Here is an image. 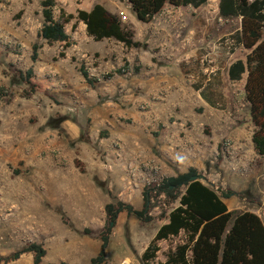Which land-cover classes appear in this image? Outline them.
Returning a JSON list of instances; mask_svg holds the SVG:
<instances>
[{
    "label": "rangeland",
    "instance_id": "obj_1",
    "mask_svg": "<svg viewBox=\"0 0 264 264\" xmlns=\"http://www.w3.org/2000/svg\"><path fill=\"white\" fill-rule=\"evenodd\" d=\"M43 1L0 0V264H18L13 255L30 244L46 250L42 264H91L101 251L106 206L120 201L143 210L149 191L153 220L119 214L106 250V264H143L179 205L157 190L189 170L187 162L171 164L176 147L198 154L202 143L214 144L199 166L203 182L219 195L232 191L230 211L264 222V159L254 155L248 75L237 83L228 75L249 54L234 39L241 19H222L220 0L199 9L168 6L149 25L137 22L124 0H56L55 19L73 41L66 50L40 38ZM96 3L116 13L142 46L96 42L84 23L62 18ZM193 41L202 73L190 65L186 75L181 65ZM205 81L204 94L215 100L210 113L194 89ZM211 85L220 88L217 99ZM195 127L201 143L188 136ZM184 242V235L162 242L156 263ZM22 256L33 264V254Z\"/></svg>",
    "mask_w": 264,
    "mask_h": 264
},
{
    "label": "trees",
    "instance_id": "obj_2",
    "mask_svg": "<svg viewBox=\"0 0 264 264\" xmlns=\"http://www.w3.org/2000/svg\"><path fill=\"white\" fill-rule=\"evenodd\" d=\"M127 1L138 21L144 24L151 23L168 6L199 9L209 3V0ZM41 7L44 25L40 38L49 44H62L66 50L69 49L73 41L64 24L55 19L57 1L44 0ZM219 12L224 20L241 19L240 30L234 39L249 54L246 60L235 62L229 68L228 75L232 82L242 81L244 75H248L245 101L255 127L252 142L257 155L264 158V0L253 3L250 0H220ZM62 18L66 24L72 20L84 23L88 36L96 42L115 40L128 49L142 46L134 40V34L123 27L119 17L111 14L102 4L95 5L91 11L80 10L77 16H67L62 12ZM28 77H31V73ZM84 77L89 78L85 71ZM193 177H198V180L193 181ZM157 191L159 196H165L170 203L179 205L169 213L167 223L159 229L143 253V264H157L160 244L181 235L185 236V242L171 250L164 263L158 264H264V222L252 212L230 211L226 201L231 198L232 191L219 195L212 186L203 182L195 168L164 180ZM144 200L143 210H136L120 201L106 206L108 223L100 235L101 251L91 264L107 263L106 250L114 228L112 223H117L119 214L127 212L143 223L153 220L150 216L149 191L144 193ZM24 254H33L34 264H42L47 252L40 245L30 244L13 255L12 259L18 260Z\"/></svg>",
    "mask_w": 264,
    "mask_h": 264
},
{
    "label": "crops",
    "instance_id": "obj_3",
    "mask_svg": "<svg viewBox=\"0 0 264 264\" xmlns=\"http://www.w3.org/2000/svg\"><path fill=\"white\" fill-rule=\"evenodd\" d=\"M125 2H127V4H128V6H129V9H131L132 10V8H131V5L128 3V1L127 0H124ZM97 4H102V3H96V4H94V5H92V6H90V7H88V9H85V11H91L94 7H95V5H97ZM103 6H105L104 4H102ZM106 7V6H105ZM107 8V7H106ZM173 8V7H172ZM82 10H84V9H82ZM107 10L111 13V14H113V15H116L117 16V14L116 13H114V12H111L108 8H107ZM133 11V10H132ZM121 14L122 15H125L124 14V12L121 10ZM118 17V16H117ZM126 20H124L125 21V23L127 22V21H130V19H128V17L126 16ZM135 19H136V21L137 22H139L138 21V19H137V17H136V15H135ZM193 19V24H194V26L195 25H197L198 24V22H197V20H199V17H194V18H192ZM141 23V22H140ZM150 23H147V24H144V25H149ZM86 26V25H85ZM87 28V27H86ZM191 30H193V29H191ZM191 33H193V31L191 32ZM141 44V43H140ZM198 47V45H197V42L196 41H193V43L190 45V48L188 49V54L186 55V58H187V62H183L182 63V65H181V69H182V71H183V68H185V67H189L190 65H195L196 66V70H195V73L196 74H201L202 73V71H200V65L201 64H199V63H203V60H199V57H197V56H195V51L197 50L196 48ZM237 62V61H236ZM234 64V63H233ZM232 64V65H233ZM232 65H230V67L232 66ZM183 73L184 74H186L184 71H183ZM187 75V74H186ZM244 80H246V77L244 76ZM239 82H241V81H239ZM233 83H237V82H233ZM208 87V83H207V81H205L204 82V84L203 85H201V86H197L196 88L194 87V89H195V91L197 92V94H198V98L201 100V104L202 105H204V106H206L205 107V112L207 113V112H211V108H212V106H214V101L215 100H211V98L209 97V96H207V95H205L204 94V90L206 89ZM210 90L214 93L213 95H212V98L213 99H217V95H219L220 93H218V94H216V91H218V90H220V88L218 89V87H216V86H213V85H211L210 86ZM207 107L208 108H210V109H207ZM198 113H203V112H201V111H198ZM175 130V133H174V131L172 130V132L174 133V138H179V132L177 131V129H174ZM187 135V134H186ZM188 136L191 138V139H195V141H197V142H199V143H201V141H203V139H201V135L199 134V130L195 127L192 131H189L188 132ZM146 138H148L147 136H146ZM213 143V142H212ZM154 144L156 145V146H158L157 145V143L156 142H154ZM214 145V144H213ZM213 145H211V148H212V146ZM210 148V146H209V144H206V143H202V152H199L198 154L196 153V152H194V151H191L190 149H188V150H183L181 147H176V148H174V151L172 152V153H170V158L172 159V160H174L171 164L173 165H175V164H179V162H181V163H189L190 165H189V168L188 169H191V168H195V169H197V170H199L200 172L202 171L201 170V168H199V166L200 165H205V164H203L204 163V158H206V156H207V153L208 152H212V150L213 149H211ZM253 148H254V145H253ZM151 149H152V151H153V154H158V152L160 151L159 150V147H155L154 145L151 147ZM162 152V151H161ZM254 155L255 156H257L259 159H264V158H262V157H260V156H258L257 155V153H256V151H255V148H254ZM211 155H209V157H210ZM236 160L237 161H239L240 163H242V162H245V160L243 159V158H240V159H238V158H236ZM211 164L213 165L214 164V162L212 161L211 162ZM263 165V167H264V163L262 164ZM205 171V170H204ZM206 172V171H205ZM226 187H227V189L228 190H230V188L228 187V185H226ZM233 196H235L234 194H233ZM231 197L230 199L232 200V205L233 204H235V201L233 200L234 199V197ZM240 205V203L237 205V206H239ZM227 206L228 207H231L230 205H229V203L227 202ZM262 207H264V206H262ZM159 231V230H158ZM104 232V231H103ZM102 232V233H103ZM101 233V234H102ZM156 236V235H155ZM143 255V254H142ZM107 257V256H106ZM16 261V263H18V264H23L24 262H25V260H24V257L23 256H21L20 257V259H18V260H15ZM27 261V264H29V262L32 264V260L31 261H29V259H27L26 260ZM92 262V261H91ZM33 264H34V257H33Z\"/></svg>",
    "mask_w": 264,
    "mask_h": 264
},
{
    "label": "built area",
    "instance_id": "obj_4",
    "mask_svg": "<svg viewBox=\"0 0 264 264\" xmlns=\"http://www.w3.org/2000/svg\"><path fill=\"white\" fill-rule=\"evenodd\" d=\"M255 1H257V0H250L251 3L255 2ZM126 19H127L126 17L123 18V20H126ZM227 146L229 147L230 143H227ZM215 191L218 193L219 192V188H216Z\"/></svg>",
    "mask_w": 264,
    "mask_h": 264
},
{
    "label": "water",
    "instance_id": "obj_5",
    "mask_svg": "<svg viewBox=\"0 0 264 264\" xmlns=\"http://www.w3.org/2000/svg\"><path fill=\"white\" fill-rule=\"evenodd\" d=\"M192 180L196 181V180H198V177H193ZM112 226H114V223H112Z\"/></svg>",
    "mask_w": 264,
    "mask_h": 264
}]
</instances>
